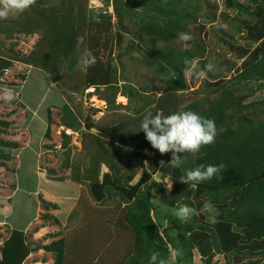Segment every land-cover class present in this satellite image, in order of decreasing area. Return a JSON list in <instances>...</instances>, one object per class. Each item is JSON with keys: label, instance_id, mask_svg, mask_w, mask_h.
I'll use <instances>...</instances> for the list:
<instances>
[{"label": "trees", "instance_id": "trees-1", "mask_svg": "<svg viewBox=\"0 0 264 264\" xmlns=\"http://www.w3.org/2000/svg\"><path fill=\"white\" fill-rule=\"evenodd\" d=\"M89 1L57 0L44 5L36 0L14 20L3 22L4 19H0V34L5 38L13 33L39 32L38 40L25 55L0 47V75L17 61L41 70L54 86L71 95L82 96L89 88L97 92L99 87H104L109 91L108 96L103 97L108 107L126 108V105L116 106L115 96L120 92L131 99L134 86L126 77H119L112 59H108L111 49L108 58L97 52L96 63L86 74L80 71L78 61L82 53L91 51L90 47L99 48L96 42L101 27L85 13ZM208 1L105 0L116 18L111 41L117 46L126 41V51L117 58L138 48L147 66L153 67L157 74L166 75V91L134 109V120L125 117L122 121L123 116H118L103 126L94 123L91 112L84 115L80 103H74V109L67 104L62 106L61 125L74 132L81 130L93 148L84 143L83 147L89 149L87 168L73 165L68 158L64 166L71 168L70 181L86 185L89 195L101 207L90 205L80 191L75 202L78 210L71 209L69 214L79 215L81 224L78 221L66 236L41 246H30L25 233L14 229L0 248V264H22L37 250L52 253L53 264H149L153 251L167 257L171 249L177 248L183 254L176 264H193L194 250L199 253L202 264H217L213 261L216 254H222L226 264H264V120L256 119V109L264 113V1L230 0L229 7L236 15L231 20L238 25L236 32L243 30L256 44L260 41L261 49L244 50L252 57L251 61L241 65L232 77L218 81L211 90L216 94L211 100L194 99L181 105L180 96L188 88L184 61L196 60L203 67L206 48L195 42L189 48L176 51L168 43L178 39L179 33L189 34V25L198 24L206 7H210ZM210 11L212 22L217 5ZM99 17L100 22L111 26L112 16L106 10ZM79 37H83V43H78ZM211 76L212 73L207 75ZM20 78L25 79V76ZM119 82L126 88L123 93ZM239 91L243 93L237 94ZM139 95L145 96L141 92ZM149 105L153 115L195 111L214 120L217 128L214 143L202 146L196 154H182L181 168H173L170 162L162 166L161 177L170 178L172 188L168 195L159 197L160 203L152 198L151 190L155 187L152 185L157 182L148 184L149 171L141 178L138 175L144 160L148 159L146 149L153 150L145 134L138 130ZM47 116L49 124L50 112ZM128 122L135 125L134 130L128 128ZM0 125L8 127L9 123L0 121ZM61 136V147L66 148L70 134L62 131ZM45 137L50 138L48 126ZM105 143L116 148V152ZM17 146L0 139V166H6L5 161L10 159L5 150ZM156 152L161 156L158 150ZM147 163L145 170L150 160ZM210 164L225 165L219 178L198 185L180 181L187 170ZM159 183L154 188L158 191L163 187V183ZM206 201H211L219 211L214 225L206 220L203 210ZM42 203L46 210L59 209L57 203L43 199ZM181 204H189L197 210L186 224L170 216V208ZM43 218L59 224L57 217L44 214ZM241 257H245L244 261L236 263Z\"/></svg>", "mask_w": 264, "mask_h": 264}, {"label": "rangeland", "instance_id": "rangeland-1", "mask_svg": "<svg viewBox=\"0 0 264 264\" xmlns=\"http://www.w3.org/2000/svg\"><path fill=\"white\" fill-rule=\"evenodd\" d=\"M41 1L44 5H48L57 0ZM208 2L210 7H206L204 20L201 18L198 24H190L188 27L192 39L184 42L178 38L168 43V46L176 51L189 48L195 42L200 43L206 48L203 58L204 65L211 62L216 66L212 78L207 76L200 79L185 77L188 88L180 96L181 105L194 99L211 100L216 96L211 90L217 86L218 81L232 77L241 65L251 61L252 57L246 54L244 50L261 49L260 41L256 44L253 38L247 36L243 30L236 32L238 25L231 21L235 12L234 9H229L231 7L230 0H209ZM215 5H217L216 18L211 22L210 10ZM105 10L112 16L111 26L100 22L99 16ZM85 13L96 23V26L101 27L96 42L99 48L90 47L91 52L94 55H98L97 52H99V56L108 58L111 49V55L108 59H112L119 77H126L134 86L132 97L128 99L127 103V98L120 92L117 93L115 96L116 106L118 103L121 105L127 103L128 105L126 108L119 106L113 110L108 107L103 98L109 94V91H106L104 87H99L97 92L89 88L84 91L82 96L77 94L69 96L63 89L54 86L41 70L17 61H14L12 66L0 75V97L6 89L14 90L17 97L8 103L0 99V121L9 123L8 127L0 125V139L18 145L12 150L4 149L10 155V159L5 161L6 166H0V248L14 229L25 233L26 242L30 246L46 245L66 236L72 230L71 227L78 224V221L81 224L79 215L69 214L71 209L78 210L75 208V202L80 196V191L85 194L90 205L101 207L100 203L89 195L86 185L70 181L71 168L64 166V160L68 158L73 165L80 164L82 169L87 168L89 165L87 151L89 149L83 147L84 143L90 149L93 148L88 138L82 135L81 130L74 132L64 129L61 125L60 117L63 105L67 104L71 109H74L73 104L80 103L84 115L91 112L94 123L103 126L110 120L118 119V116H123L122 121H125V117L134 120V109L143 106L152 96H158L166 91V75L164 73L157 74L153 67L147 66L143 53L139 52L138 48L117 58L119 53L126 51V41L121 46L114 45V40L111 41L115 29L113 23L116 18L112 14L110 3L105 2V0H90ZM18 14H10L3 22L14 20ZM221 14L226 17L225 20L223 16H220ZM38 38L39 32H33L29 35L13 33L10 38H5L4 34L1 33L0 47L12 48L18 55H25L31 51ZM97 49L99 50L96 51ZM21 75H24L25 79L20 78ZM250 83L255 84L252 81ZM119 84L120 91L123 93L122 90L126 88L122 82ZM140 92L144 93L145 96L139 97ZM240 93L243 92L239 91L237 94ZM19 102L21 105L18 104ZM150 109L151 105L146 107L145 111ZM92 110L94 111L92 112ZM256 110L258 115L256 119L264 120V113H259L258 109ZM48 112H50L51 121L49 124ZM47 126L50 129V138L45 137ZM127 126L132 130L135 129V125H132L131 122H128ZM62 131L65 134H70L66 148L61 147L63 144ZM92 131L96 132L93 129ZM105 145L113 150V153L116 152V148L109 143H105ZM146 150L148 159L144 160L138 175L141 178L148 170L150 173L148 184L157 182L152 185L156 187L157 184H160L159 182L163 183L162 190L158 191L154 189L155 187L151 190L154 202L160 203L159 197L168 195L170 191L166 184H171L170 178L161 177V161L167 164V160L172 154L167 152L159 156L156 152L157 149L153 148V150L149 149L148 151L147 148ZM148 160H150L149 168H153L154 171L149 168L145 170ZM0 162L2 161L0 160ZM52 170L53 172H50ZM111 198L114 197L111 196ZM42 199L45 202L57 203L59 209L46 210ZM44 214H49L52 218L57 217L59 224H55L53 219L43 218ZM170 216L174 218L171 213ZM53 258L52 253L37 250L31 252L22 264H53ZM244 258H239L236 263H242ZM213 261H217V264H226L222 254H216ZM193 264H202L196 250L193 252Z\"/></svg>", "mask_w": 264, "mask_h": 264}, {"label": "clouds", "instance_id": "clouds-1", "mask_svg": "<svg viewBox=\"0 0 264 264\" xmlns=\"http://www.w3.org/2000/svg\"><path fill=\"white\" fill-rule=\"evenodd\" d=\"M35 2L36 0H0V19L8 18L10 14L22 13ZM179 38L181 41L186 42L190 41L192 36L188 33H179ZM78 43H83V37L78 38ZM78 62L80 71L86 74L88 68L96 63V56L91 51L85 50ZM184 63L187 66L184 75L187 77L200 79L216 71L215 64L211 62L206 63L203 67H200L199 62L196 60L185 59ZM68 95L70 96L71 94L68 93ZM16 98L14 90L11 89L4 90L2 97H0L5 103L11 102ZM138 130L145 134L150 145L161 154L171 152L172 158L169 162L173 168H181L184 164L182 154L198 153L202 146L214 143L217 136L215 121L203 117L192 110H181L169 115L162 113L153 115L151 111H148L144 114ZM177 153L181 155H177ZM161 165H165V162L161 161ZM224 167L225 165L223 164L200 165L194 169L187 170L185 175L180 178V181L185 184L198 185L214 177L219 178ZM166 185L171 190L172 183ZM203 210L206 213V220L209 224L214 225L217 223L219 211L211 201L204 202ZM170 213L180 224H186L197 214V210L189 204H181L170 209ZM182 254V250L179 248L171 249L167 257H162L159 252L153 251L149 257V264H176L177 259Z\"/></svg>", "mask_w": 264, "mask_h": 264}, {"label": "crops", "instance_id": "crops-1", "mask_svg": "<svg viewBox=\"0 0 264 264\" xmlns=\"http://www.w3.org/2000/svg\"><path fill=\"white\" fill-rule=\"evenodd\" d=\"M160 95V94H159ZM128 99V98H127ZM125 102V101H124ZM124 102H122V103H124ZM118 104H120V103H118ZM123 105V104H122ZM124 105H126V104H124ZM128 105V104H127ZM127 105H126V107H127Z\"/></svg>", "mask_w": 264, "mask_h": 264}]
</instances>
